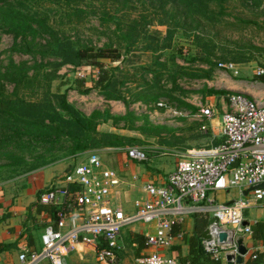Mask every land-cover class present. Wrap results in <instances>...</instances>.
<instances>
[{
  "label": "rangeland",
  "instance_id": "374dc122",
  "mask_svg": "<svg viewBox=\"0 0 264 264\" xmlns=\"http://www.w3.org/2000/svg\"><path fill=\"white\" fill-rule=\"evenodd\" d=\"M201 1L196 0V7L202 8L195 13V9L192 11L184 2L180 4L176 0H16L19 9L16 13L28 20L32 28L23 23L21 29L13 30L0 23V91L10 94L15 89L14 81L5 77L12 71L9 68L12 64H23L27 75L32 76L35 65L43 61L48 64L44 66L48 72L44 81H50L48 91L42 80L35 89L21 85L20 93L27 99L39 100L46 107L56 104L55 94L66 93L68 101L76 107L80 105L77 108L87 115L85 97L97 109L104 107L102 101L106 104L107 100H115L108 99L98 87H92L87 93L74 88V80L83 77L82 74L87 83H94L99 69L92 62L97 59L111 70L115 89L122 91L127 99L121 101L138 115L134 123L141 129L124 128L123 121L118 130L137 132L140 136H131L135 139L134 145L149 150L148 145L163 141L174 129L173 123L168 124L174 116L162 117L165 108L158 107V101L177 107L180 101L195 95L206 96L211 90L225 92L221 72L226 69L219 66L220 62L264 63V0H225L222 4L215 0ZM76 3L83 11L74 10ZM35 19L40 22H33ZM141 25H145L144 29L137 31L136 27ZM131 33V37L124 38ZM56 37L70 39L77 46L94 47L92 55L98 48L105 49L107 56L91 57L86 64L78 66L71 63L55 66L50 63L62 59L43 55V51L50 44L48 41ZM117 54L118 60L112 61ZM252 76L244 77L258 80ZM156 109H160V117ZM63 130L57 129L54 123L50 126L49 138L33 139L24 135L21 144H13L5 132L0 134V183L19 175L33 163H52L62 157L71 160L70 141L66 140ZM99 132L108 131L99 129ZM108 147L111 146L97 148L108 156L113 151ZM123 148L128 153L127 147ZM217 198L223 201L219 194ZM140 224L125 226L122 232Z\"/></svg>",
  "mask_w": 264,
  "mask_h": 264
},
{
  "label": "built area",
  "instance_id": "2783aa9c",
  "mask_svg": "<svg viewBox=\"0 0 264 264\" xmlns=\"http://www.w3.org/2000/svg\"><path fill=\"white\" fill-rule=\"evenodd\" d=\"M225 69H234V62H220ZM256 75L264 77V63L256 67ZM81 76L85 77V74ZM229 108L221 115L222 141L189 153L176 151V167L166 183L147 182V199H137L134 210L128 211L118 200L122 179L108 167L100 149H90L63 177L52 182L38 196V201L52 209L44 226L40 248H23L18 261L11 264H67V258L80 244H92L100 264H124L121 256V235L125 226L134 223L154 225L145 235L149 251L137 258L141 264H180L179 258L164 249L175 238L186 237V221L190 216L208 219L202 236L204 250L215 258L240 254L238 238L253 234V225L246 219V210L264 201V104L243 92L227 94ZM158 107L179 112L165 101ZM198 116L205 121L215 116L211 107H202ZM128 156L148 161L144 147H127ZM168 151H165L166 153ZM175 152V151H174ZM237 189L241 195L231 201H220L221 191ZM215 218L217 221L211 222ZM245 221L248 223L245 224ZM177 229V230H175ZM204 230V231H205ZM225 233L226 238L221 239ZM257 250L242 257H257Z\"/></svg>",
  "mask_w": 264,
  "mask_h": 264
},
{
  "label": "crops",
  "instance_id": "0c3cea01",
  "mask_svg": "<svg viewBox=\"0 0 264 264\" xmlns=\"http://www.w3.org/2000/svg\"><path fill=\"white\" fill-rule=\"evenodd\" d=\"M231 62H234L235 68L221 72L225 92L221 94L211 93L206 96L201 94V97L195 95L192 98H186L185 101H180V105L177 107L172 106L173 109L179 112L178 115L170 109H164V111L161 109L163 111L162 117L172 118L174 116L173 120H167L169 125L173 123L174 126L171 132L173 141L171 136H166L163 141L148 145L149 150L147 152H150H148V161L141 162L131 159L128 153L123 151L124 148L121 147H108L107 149L113 150L108 156H104L101 152L105 164L115 170L122 179L123 184L118 194V200L123 201L128 211L135 209L134 203L137 199H147L149 197L145 191L147 182L157 184L167 182L169 173L176 167L178 160L176 151L189 153L205 149L222 141L221 115L229 108L228 93L243 92L264 104V77L255 73L258 64L243 60ZM254 66L256 67L254 68ZM247 74H253L254 77H252L258 80L246 79L244 76ZM92 75H95V73ZM87 84L92 87L93 81H88ZM81 95L86 96L83 93ZM107 101L106 104L102 101L104 107L99 108L100 110L109 109L114 115H117L116 112L123 115L130 109V106H126L121 100ZM93 104L85 97L87 115H91L97 109ZM77 107L81 108L80 105H77ZM202 107H211L215 111V116L211 120L205 121L208 124L206 129L203 128L204 120L198 116ZM159 110L156 109L155 111L160 117ZM119 126H122V123L114 124L113 120H109L99 124L98 129L119 132L128 136H140L137 132H124L131 131L128 129H123L124 131L121 132L117 128ZM165 151L168 152L164 153ZM80 154L76 158H71V160L69 157H62L55 162L21 173L8 179L7 182L0 183V264L16 263L23 248L41 247L44 226L51 212L46 210L48 206L39 203L38 196L52 182L68 173L79 161ZM248 191L249 189L244 194H247ZM218 194L223 201H231L241 195L237 189L221 191ZM245 215L247 221L253 227L259 222H264V201L248 208ZM153 226L142 223L130 227L125 233L122 232L120 241L124 264H141L137 258L149 251L145 246V241L141 244V237H145L147 232L153 231ZM186 229V237L183 239L175 238L171 246L164 249L166 254L178 258L189 254L190 237L195 229V216H190L187 219ZM243 239L247 252L260 251L263 256L262 264H264V240L256 239L254 234L245 236ZM248 257H245L241 264ZM66 261L67 264H75L76 261L78 264H100L97 260L95 246L92 244H80L78 249ZM42 264L51 263L46 261Z\"/></svg>",
  "mask_w": 264,
  "mask_h": 264
},
{
  "label": "trees",
  "instance_id": "16d2710c",
  "mask_svg": "<svg viewBox=\"0 0 264 264\" xmlns=\"http://www.w3.org/2000/svg\"><path fill=\"white\" fill-rule=\"evenodd\" d=\"M6 1L0 4V23L7 24L13 30H19L23 27V23L26 24L28 28H32V25L26 19H21V16L17 14V2H11V0H0ZM180 4H185L190 10L195 9L201 10L202 6L196 7V0H176ZM201 3V0H197ZM219 4H222L225 0H215ZM74 10L83 11L78 3H76ZM33 22L39 23V19L33 20ZM145 25L141 27H136L137 31L144 29ZM133 33V32H132ZM130 35H125L124 38L127 39ZM52 36H56L53 35ZM50 44L44 49L43 55L48 54L53 57L61 58L62 60L56 63H50L55 66H61L63 64L71 63L74 65H83L94 56H107L105 49L98 48L97 53L93 55L94 47H87V45H75L70 39L57 38L54 41H48ZM46 50V51H45ZM28 52H31L28 49ZM119 55H114L112 61L118 60ZM94 67L99 69L97 74V79L94 81L92 87H98L102 90L103 94L108 99L115 100H126V97L122 91L115 89V78L111 70L105 68L103 62L95 59L92 62ZM48 64L45 62H40L35 65L34 72L32 76L27 75V70L24 68L23 64L20 66H14L13 64L9 67L12 71L6 73V79L12 80L15 83V89L10 94H5L0 91V134H8L7 138L14 142L13 144H21L24 135L28 138L33 139L38 138H49L50 137V126L56 123L57 129L65 134L66 140L70 141L68 145V155L71 158H76L79 153H83L90 149H98L97 147L111 146V147H128L134 145V137L123 135L119 132H103L100 133L98 126L103 122L113 120L114 124H119L125 122L124 128L128 129H141L138 127L134 121L138 119V115L135 114L131 109L123 115H114L109 109L100 110L96 109L91 115H86L84 112L79 110L71 102L68 101L66 93L55 94L56 99L55 105H48L47 107L42 104L39 100L33 101L32 99H27L24 95L20 93L21 85L40 86L41 81L46 80V73H48L44 66ZM1 71V69H0ZM43 74L42 77L38 79V75ZM45 84L48 86L46 90L50 88V81ZM2 84L0 83V88ZM87 84V80L83 77H77L74 80V88L80 92L87 93L91 88ZM211 93H221L219 91L211 90ZM58 108L63 110L65 114H62ZM137 126V127H136ZM100 135L101 137H97ZM57 137H59L57 135ZM12 153V152H11ZM48 161H42L38 163L31 164L22 173L28 172L39 167L48 164ZM21 174V173H20ZM16 176V175H15ZM42 205V204H41ZM46 206V205H44ZM47 207V206H46ZM46 210L52 212L50 207ZM208 225V219L202 215L195 216V229L193 235L190 237V251L186 256H180V264H226V260L223 258H215L211 254L207 253L202 246V234ZM177 230V229H175ZM253 234L256 239L264 240V222H259L253 227ZM145 237H141V244L145 241ZM257 252V257L249 256L243 264H262L263 256L260 251Z\"/></svg>",
  "mask_w": 264,
  "mask_h": 264
},
{
  "label": "water",
  "instance_id": "95a60500",
  "mask_svg": "<svg viewBox=\"0 0 264 264\" xmlns=\"http://www.w3.org/2000/svg\"><path fill=\"white\" fill-rule=\"evenodd\" d=\"M261 187H264V184H262V185H260V186H257V187H251L249 190H253V189L261 188ZM214 221H217V219L213 218V219L211 220V222H214ZM247 223H248V222L245 221V224H247ZM202 236H203L204 238H209V231H208V229L204 231V233L202 234ZM225 238H226V234L223 233V234L221 235V239H225ZM243 241H244L243 237H239L238 240H237V242H238V246H239V252H240V254L237 256V258H236V262H233V261H232V258H233L232 255H230V254L227 255V260H228V263H229V264H241V263L243 262V257H242V256H243L244 254H246L247 251H248V250H247V247L244 245Z\"/></svg>",
  "mask_w": 264,
  "mask_h": 264
}]
</instances>
